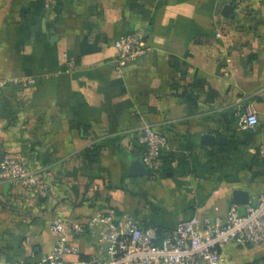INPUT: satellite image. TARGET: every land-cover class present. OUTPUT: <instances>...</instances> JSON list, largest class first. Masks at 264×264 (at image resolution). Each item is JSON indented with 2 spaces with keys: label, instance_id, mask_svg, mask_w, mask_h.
I'll list each match as a JSON object with an SVG mask.
<instances>
[{
  "label": "crops",
  "instance_id": "0c3cea01",
  "mask_svg": "<svg viewBox=\"0 0 264 264\" xmlns=\"http://www.w3.org/2000/svg\"><path fill=\"white\" fill-rule=\"evenodd\" d=\"M134 31L150 49L118 70L115 43ZM248 108L255 129L238 125ZM145 125L168 148L158 171L129 175ZM261 149L264 1L226 14L219 0H0V160H27L41 186L0 183V262L49 254L57 216L79 249L68 263L105 257L97 213L163 231L225 219L236 190L250 203L264 192ZM223 253L264 264V243Z\"/></svg>",
  "mask_w": 264,
  "mask_h": 264
},
{
  "label": "built area",
  "instance_id": "2783aa9c",
  "mask_svg": "<svg viewBox=\"0 0 264 264\" xmlns=\"http://www.w3.org/2000/svg\"><path fill=\"white\" fill-rule=\"evenodd\" d=\"M223 5H237L241 0H219ZM264 1V0H260ZM118 49L117 69L135 62L149 51L147 37L143 31L126 34L115 43ZM259 124L257 113L248 108L238 113V125L242 129H255ZM139 142L145 147L143 163L154 173L161 167L163 150L168 148V139L153 126L145 125L138 130ZM264 154V149H261ZM0 183L21 185L39 189V171L25 159L5 155L0 162ZM68 220L57 216L52 229L58 239L54 249L37 262H15L0 264H225L223 249L226 244L257 245L264 243V192L254 203L232 204L225 219L206 217L202 222H180L174 229L160 231L155 226H145L141 220L124 216L116 218L113 212L97 213L89 226L100 223L101 237L106 242L103 259L82 260L68 263L66 255L79 253L77 246L68 242L66 226ZM75 232L85 227L72 224Z\"/></svg>",
  "mask_w": 264,
  "mask_h": 264
},
{
  "label": "water",
  "instance_id": "95a60500",
  "mask_svg": "<svg viewBox=\"0 0 264 264\" xmlns=\"http://www.w3.org/2000/svg\"><path fill=\"white\" fill-rule=\"evenodd\" d=\"M235 5L233 4H227L225 5V13H229L232 10H234ZM4 158V157H3ZM3 158L0 160V162L3 160ZM129 175H138V176H145V175H152L153 171L146 167L145 164H143L140 160H136L133 162L131 167V172H128ZM9 187V184H7L6 189ZM234 200L236 204L238 205H247L250 203L249 195L247 192L242 190H236L234 193Z\"/></svg>",
  "mask_w": 264,
  "mask_h": 264
},
{
  "label": "trees",
  "instance_id": "16d2710c",
  "mask_svg": "<svg viewBox=\"0 0 264 264\" xmlns=\"http://www.w3.org/2000/svg\"><path fill=\"white\" fill-rule=\"evenodd\" d=\"M160 231L163 233L164 231L160 229Z\"/></svg>",
  "mask_w": 264,
  "mask_h": 264
}]
</instances>
